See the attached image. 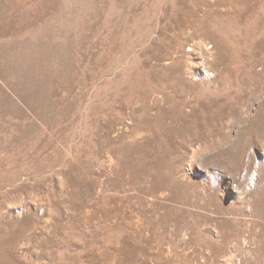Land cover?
Segmentation results:
<instances>
[{
	"label": "rangeland",
	"instance_id": "obj_1",
	"mask_svg": "<svg viewBox=\"0 0 264 264\" xmlns=\"http://www.w3.org/2000/svg\"><path fill=\"white\" fill-rule=\"evenodd\" d=\"M7 1L0 264H264V0H94L56 88Z\"/></svg>",
	"mask_w": 264,
	"mask_h": 264
},
{
	"label": "bare ground",
	"instance_id": "obj_2",
	"mask_svg": "<svg viewBox=\"0 0 264 264\" xmlns=\"http://www.w3.org/2000/svg\"><path fill=\"white\" fill-rule=\"evenodd\" d=\"M2 1L4 2V7H8L7 3L5 4L7 0ZM72 1L74 0H29L25 1L24 3H19L20 5H18L17 7L20 6V8H25L26 11H23V14L18 13L20 16H18V18H12L9 23L16 24V28H18L22 32H25L28 35V41L25 43V47L22 53L18 55V57L16 56L17 58L15 57L12 59L15 62L13 63V67L17 68V72H14L16 76L23 75V72L27 74L33 73L36 76V80L38 82L46 83L50 86V88H53L55 87L58 79L63 77L66 72L77 66L75 65L77 62H81L83 59H85V57L88 58L89 55L87 54L88 52L86 50V45L88 40L90 39L89 32L93 30V24H97L96 18L90 25V20L93 19H90L91 15L95 13L92 12V7L94 6V4H99L101 1L93 3L94 0H80L79 4L77 5H73ZM113 17H115V15L111 14L106 16V19L112 22ZM104 26H106V24ZM93 33L95 32L93 31ZM95 34H97V32ZM12 42L13 41H11L10 43L12 44ZM5 43L7 42L5 41ZM20 43L22 44V42ZM20 48L22 49V47ZM33 85L36 86V84Z\"/></svg>",
	"mask_w": 264,
	"mask_h": 264
}]
</instances>
